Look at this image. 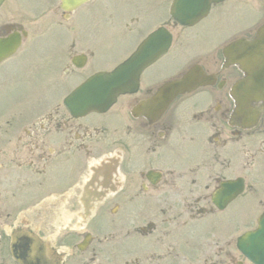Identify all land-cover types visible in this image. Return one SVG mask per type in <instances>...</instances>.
Here are the masks:
<instances>
[{"label":"flooded vegetation","instance_id":"obj_1","mask_svg":"<svg viewBox=\"0 0 264 264\" xmlns=\"http://www.w3.org/2000/svg\"><path fill=\"white\" fill-rule=\"evenodd\" d=\"M6 2L1 38L21 28L19 1ZM45 2L62 20L78 11ZM255 2L262 19L264 0ZM127 13L119 21L123 30L139 35L137 8ZM43 48L52 56L37 63L20 62L21 48L0 63V264H21L20 238L27 233L48 243L37 252L51 264H181L188 258L196 264L197 257L203 264H229L234 247L221 228L244 193L221 211L213 194L223 182L244 179L245 148L252 159L264 154V117L247 133L227 121L228 87L238 71L220 73L219 63L203 106L183 100L155 122L130 115L149 92L142 84L109 112L77 119L63 98L71 83L95 72L88 60L94 53L74 45ZM83 55L79 67L74 59ZM19 66L30 71L22 83L27 88H9L15 87L9 70ZM85 237L87 247L76 248ZM53 239L77 244L51 248Z\"/></svg>","mask_w":264,"mask_h":264},{"label":"rangeland","instance_id":"obj_2","mask_svg":"<svg viewBox=\"0 0 264 264\" xmlns=\"http://www.w3.org/2000/svg\"><path fill=\"white\" fill-rule=\"evenodd\" d=\"M140 1V0H139ZM169 0H144L143 6H144V33L148 32L150 28H152L150 25H152L156 18H152L149 16V9L150 12L154 16L161 17L165 14V8L167 6ZM164 5V13L162 14L161 8H157V5ZM20 7L26 11H29L32 13V16L37 18L39 16V13L44 7V0H19ZM119 0H104V3L101 7L97 8H91L90 10H82L78 13L77 18L73 24L72 30L73 31H62V28L60 26L54 25V30L47 32L43 37L41 36V33L39 34V39L42 41L47 39H51L52 36L53 42L56 41H63L66 42L67 39H69L72 36H75V40L80 42V40L86 38V32H87V23L89 21V18H91L94 22H96V26H100L99 20L101 17L106 13H114L116 12L120 7ZM85 14H90L88 16H85ZM162 14V15H161ZM238 19L236 16L233 17L230 21H224L223 25L215 26L216 24L212 25L210 21L207 19L202 20L200 23H197L194 27L191 28H184L179 29L178 32L180 33V40L182 42L181 45H183V52H186L187 55L191 56H202L203 53L210 50L213 46L217 45L219 42H222V40L225 38L227 32L229 31L230 27L237 26L240 22H236ZM249 20V17H248ZM222 23V22H221ZM157 25L155 23L152 26ZM104 38L108 39L104 36ZM109 38H115L112 34L109 35ZM121 47V43L114 44L113 47L111 46H102L100 49H98V54L96 56L95 64L97 66V69H101L103 67H112L114 64H116L119 61V57L117 52L121 51L118 50ZM99 48V47H98ZM96 53V52H95ZM41 54L36 52L35 57H39ZM45 56V55H44ZM100 61V62H99ZM177 61H180V58L177 59ZM177 62V63H178ZM264 199V187H259L257 189L256 193V199ZM246 223V220H243V224ZM249 226V225H248ZM246 227V225H245Z\"/></svg>","mask_w":264,"mask_h":264},{"label":"water","instance_id":"obj_3","mask_svg":"<svg viewBox=\"0 0 264 264\" xmlns=\"http://www.w3.org/2000/svg\"><path fill=\"white\" fill-rule=\"evenodd\" d=\"M216 1H220V0H187L189 5L194 8L199 3L200 9L196 17L189 14V21H185L181 23L190 24L193 21L198 20L200 17L204 15V13L202 12H204L205 8H207V6L209 5V2H216ZM184 18H187V17L184 16ZM160 39L162 40V44H163L164 37L162 36L160 37ZM261 43H264V41H261ZM165 45H167V38L165 39L164 45H160L156 49L147 47L148 44L142 46L141 50H139V53L135 57L137 71L140 70V67L142 68L143 65L145 67L146 65L151 63L157 56L161 55L165 50V47H166ZM256 61L257 59L253 54H251L246 59L245 66L247 69H250L251 75L248 79L249 81L248 84H245V82L240 83V85L237 86L236 88V93L240 91L239 98H238L240 103H243V102L250 103L253 101L256 102L259 99H264V76L261 75L260 77L255 79V76H256L255 71L258 66V62ZM127 71L128 69L124 72L114 74L110 78L109 77H98L99 79L97 80L94 79L92 81H89L88 84L83 86L78 91H75V93L70 97L69 102L82 103L81 101L85 100L89 103L91 102L94 108H96L98 104H99V107H102V108L106 107L109 104L108 98L111 100L113 96L116 94L115 92L118 91V90L112 91L111 89L108 91L109 86L107 84L110 81L115 80L118 76L125 74ZM115 81L118 82V80H115ZM124 90H122L121 92H123ZM101 98L105 100V104L103 101H100Z\"/></svg>","mask_w":264,"mask_h":264}]
</instances>
